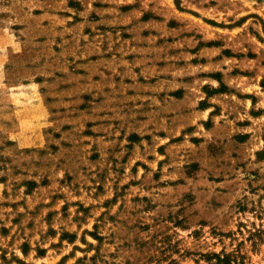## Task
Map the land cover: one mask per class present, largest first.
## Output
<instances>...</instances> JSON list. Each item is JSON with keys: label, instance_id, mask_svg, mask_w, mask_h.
<instances>
[{"label": "rangeland", "instance_id": "rangeland-1", "mask_svg": "<svg viewBox=\"0 0 264 264\" xmlns=\"http://www.w3.org/2000/svg\"><path fill=\"white\" fill-rule=\"evenodd\" d=\"M262 1L0 0V264H264Z\"/></svg>", "mask_w": 264, "mask_h": 264}, {"label": "crops", "instance_id": "crops-1", "mask_svg": "<svg viewBox=\"0 0 264 264\" xmlns=\"http://www.w3.org/2000/svg\"><path fill=\"white\" fill-rule=\"evenodd\" d=\"M253 14H257L260 17H255ZM240 16H245V21L241 26H234V29L237 34L239 33V35H241L243 41L241 51L246 50L256 55V59L254 60L256 63L257 59L262 60L264 56V41L257 38L255 34L257 33L264 38V1L257 2L255 5L252 4L250 10L244 12V15ZM234 18L237 19L239 17ZM251 29L254 32L251 33ZM262 67H264V64H262ZM215 98L217 99V97ZM253 98L254 97H251V99L238 98L239 105L235 107L234 112L247 115L248 121H250L243 125L241 129L238 128L237 130L240 133L247 132L248 134L242 140L243 144L257 146V148H259L264 146V128L260 126L261 119H264V112L259 115H251L249 110L251 107H259L264 111V96L260 93L256 95L254 99ZM211 100H213V98H209V101Z\"/></svg>", "mask_w": 264, "mask_h": 264}, {"label": "trees", "instance_id": "trees-1", "mask_svg": "<svg viewBox=\"0 0 264 264\" xmlns=\"http://www.w3.org/2000/svg\"><path fill=\"white\" fill-rule=\"evenodd\" d=\"M175 2H178V0H175ZM212 24H215V23H212Z\"/></svg>", "mask_w": 264, "mask_h": 264}]
</instances>
